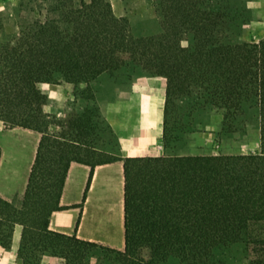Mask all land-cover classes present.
I'll return each mask as SVG.
<instances>
[{"label":"trees","instance_id":"obj_1","mask_svg":"<svg viewBox=\"0 0 264 264\" xmlns=\"http://www.w3.org/2000/svg\"><path fill=\"white\" fill-rule=\"evenodd\" d=\"M250 1L155 0L161 31L136 37L109 0H57L46 19L0 43V123L41 134L21 205L0 195V249H11L16 225L22 264H41L44 255L65 264L99 255L117 264H225L233 246L248 252L264 243V37L238 39L254 20ZM120 71L167 79L165 150L197 111L227 119L257 106L261 151L122 157L108 148L114 131L95 104L50 130L42 84L86 85L82 96L95 102L91 83ZM117 160L126 181L124 250L51 230L53 213L66 209L60 199L71 163Z\"/></svg>","mask_w":264,"mask_h":264},{"label":"rangeland","instance_id":"obj_2","mask_svg":"<svg viewBox=\"0 0 264 264\" xmlns=\"http://www.w3.org/2000/svg\"><path fill=\"white\" fill-rule=\"evenodd\" d=\"M109 1L115 15L128 20L134 36H150L161 31L155 0ZM56 2L57 0H0V43L19 35L26 23L35 19H46L50 7ZM248 6L253 10L254 20L242 28L238 39L260 40L264 37V0H251ZM185 43L190 48L194 47L192 39ZM140 75L145 74L120 71L115 76L106 74L100 76L90 85L95 102L82 96L86 85L75 88L73 84L66 82L42 84L41 89L47 95V92L57 87L64 92L60 98L56 96L53 99L49 98L50 109L45 110L52 122L50 130L54 133L60 131L61 124L95 104L105 123L114 131L108 148L120 154L122 150L119 135L133 133L138 123L133 87ZM54 105L60 107L59 115L53 111ZM40 138L41 134L38 132L20 127L7 128L0 123V191L14 197L12 202L18 206L23 199ZM261 149L259 108L247 106L245 112L227 119L218 111H197L190 120L189 131L185 134L180 133L178 140L169 142L165 154H256ZM243 247L233 246L224 257L225 264H258V261L264 264V243L253 244L248 252ZM11 249H0V264H22L18 261V250L14 254ZM143 255L150 261V254L146 249L143 250ZM60 259L62 264H65V261ZM91 262L117 264L115 260L100 255L94 257ZM160 264L182 263L172 258Z\"/></svg>","mask_w":264,"mask_h":264},{"label":"crops","instance_id":"obj_3","mask_svg":"<svg viewBox=\"0 0 264 264\" xmlns=\"http://www.w3.org/2000/svg\"><path fill=\"white\" fill-rule=\"evenodd\" d=\"M44 85V84H43ZM167 79L162 76L140 75L134 82L133 95L138 123L133 133H121L119 142L122 157L162 156L163 121ZM48 97L60 98V87L51 89ZM50 109L49 104L45 107ZM50 111V110H49ZM59 115V106H53ZM125 173L124 161L96 165L73 161L70 165L60 205L66 209L55 211L50 229L98 242L119 250L125 248ZM9 201L14 197L0 191ZM85 197V198H84ZM22 226L16 225L12 253L20 245ZM41 264H62L58 257L44 255Z\"/></svg>","mask_w":264,"mask_h":264}]
</instances>
